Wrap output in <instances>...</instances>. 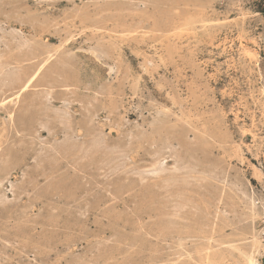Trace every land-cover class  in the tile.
Wrapping results in <instances>:
<instances>
[{
  "label": "rangeland",
  "instance_id": "374dc122",
  "mask_svg": "<svg viewBox=\"0 0 264 264\" xmlns=\"http://www.w3.org/2000/svg\"><path fill=\"white\" fill-rule=\"evenodd\" d=\"M0 264H264V0H0Z\"/></svg>",
  "mask_w": 264,
  "mask_h": 264
},
{
  "label": "bare ground",
  "instance_id": "6f19581e",
  "mask_svg": "<svg viewBox=\"0 0 264 264\" xmlns=\"http://www.w3.org/2000/svg\"><path fill=\"white\" fill-rule=\"evenodd\" d=\"M48 104H49V103H48ZM65 118H66V117H65ZM151 130H152V129H151ZM57 149H58V148H57ZM57 149H56V150H57ZM149 155H150V154H149ZM49 156H50V155H49ZM186 157H187V156H186ZM189 167H190V166H189ZM189 167H188V168H189ZM193 167H195V166H193ZM196 169H197V168H196ZM158 170H159V169H158ZM194 170H195V168H194ZM197 171H198V170H197ZM190 193H191V192H190ZM186 196H187V195H186ZM186 196H185V197H186ZM195 196H196V195H195ZM197 196H198V195H197ZM192 200H193V199H192ZM199 200H200V199H199ZM184 202H185V201H184ZM184 205H185V204H184ZM184 209H185V208H184ZM194 209H195V208H194ZM197 209H198V208H197ZM184 214H185V213H184ZM204 216H205V215H204ZM203 219H204V218H203ZM185 229H186V228H185ZM145 237H146V236H145ZM221 251H222V250H221Z\"/></svg>",
  "mask_w": 264,
  "mask_h": 264
}]
</instances>
